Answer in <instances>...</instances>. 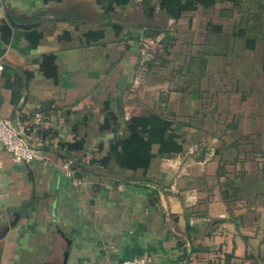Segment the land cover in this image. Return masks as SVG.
I'll use <instances>...</instances> for the list:
<instances>
[{"label": "crops", "instance_id": "obj_1", "mask_svg": "<svg viewBox=\"0 0 264 264\" xmlns=\"http://www.w3.org/2000/svg\"><path fill=\"white\" fill-rule=\"evenodd\" d=\"M233 7L175 20L155 0H0V115L37 152L22 164L0 149V264H264V23L255 37ZM152 112L182 151L153 146L145 172L101 166Z\"/></svg>", "mask_w": 264, "mask_h": 264}, {"label": "trees", "instance_id": "obj_2", "mask_svg": "<svg viewBox=\"0 0 264 264\" xmlns=\"http://www.w3.org/2000/svg\"><path fill=\"white\" fill-rule=\"evenodd\" d=\"M60 0H43L45 4L48 2H59ZM97 3H103L105 0H96ZM156 3L164 9V12L172 19H178L185 11H193L197 8V5H201L205 8L217 3L229 2L232 3L236 9L240 10V13L246 17V22H254L259 25L252 27L247 25L243 27V30H239L238 34L244 36L246 32L251 33L252 30L256 35L260 32L262 24L264 23V0H155ZM249 3L247 9H241L243 4ZM233 7V8H234ZM155 10L154 5L147 7L149 18L152 16ZM109 11L108 7L104 8L105 14ZM116 32L120 31V27L116 24H110ZM161 32L156 28H146L144 30V38L155 39ZM11 35V29L8 25H2L0 28V38L4 43H7ZM103 38L102 31H94L91 33L83 34V39L89 42H99ZM256 39V38H255ZM247 46L252 48L255 43L253 39H246ZM249 44V45H248ZM168 43L162 48L165 51L168 47ZM194 60V59H193ZM190 62H194V61ZM54 55H47L44 57L41 71L46 73V67L54 66ZM200 65L204 67L205 61L198 60ZM262 70L264 71V48L262 52ZM188 70L192 68L188 66ZM189 75L191 73L189 72ZM177 89L176 91H178ZM181 91V90H180ZM107 121V117L104 118V122ZM173 121L165 117L162 113L152 112L148 115L131 118L126 122V131L128 135L125 137H119L113 139L109 143L106 156L99 161L100 165L105 166L109 162L114 163L118 168L136 171L138 169L145 172L150 164L151 159L155 156L152 153V147L157 146V154L159 155H171L177 154L182 151L181 144L178 143V135L173 133L172 125ZM82 141H76L62 145V147L68 152L79 151L82 149Z\"/></svg>", "mask_w": 264, "mask_h": 264}, {"label": "built area", "instance_id": "obj_3", "mask_svg": "<svg viewBox=\"0 0 264 264\" xmlns=\"http://www.w3.org/2000/svg\"><path fill=\"white\" fill-rule=\"evenodd\" d=\"M1 69V67H0ZM38 124L43 122L40 114L34 116ZM0 149L9 155L11 162L30 164L37 159V152L27 143L22 130L14 127L0 115ZM146 257H137L121 261L119 264H146Z\"/></svg>", "mask_w": 264, "mask_h": 264}, {"label": "water", "instance_id": "obj_4", "mask_svg": "<svg viewBox=\"0 0 264 264\" xmlns=\"http://www.w3.org/2000/svg\"><path fill=\"white\" fill-rule=\"evenodd\" d=\"M14 28H20V29H23V30H27L29 29L30 27L29 26H22V25H13ZM147 27H151L149 25H147ZM66 254V253H65ZM66 255H64L65 257Z\"/></svg>", "mask_w": 264, "mask_h": 264}, {"label": "rangeland", "instance_id": "obj_5", "mask_svg": "<svg viewBox=\"0 0 264 264\" xmlns=\"http://www.w3.org/2000/svg\"><path fill=\"white\" fill-rule=\"evenodd\" d=\"M136 28V27H135ZM161 63V62H160Z\"/></svg>", "mask_w": 264, "mask_h": 264}]
</instances>
